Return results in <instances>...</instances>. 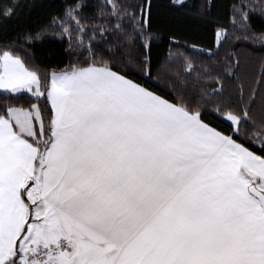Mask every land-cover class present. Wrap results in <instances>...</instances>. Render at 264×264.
I'll return each mask as SVG.
<instances>
[{"label":"snow or ice","instance_id":"obj_1","mask_svg":"<svg viewBox=\"0 0 264 264\" xmlns=\"http://www.w3.org/2000/svg\"><path fill=\"white\" fill-rule=\"evenodd\" d=\"M0 264H264V0H0Z\"/></svg>","mask_w":264,"mask_h":264},{"label":"trees","instance_id":"obj_2","mask_svg":"<svg viewBox=\"0 0 264 264\" xmlns=\"http://www.w3.org/2000/svg\"><path fill=\"white\" fill-rule=\"evenodd\" d=\"M165 54V49L161 48L158 52V55L163 56Z\"/></svg>","mask_w":264,"mask_h":264}]
</instances>
